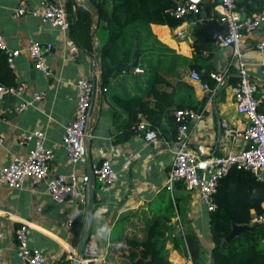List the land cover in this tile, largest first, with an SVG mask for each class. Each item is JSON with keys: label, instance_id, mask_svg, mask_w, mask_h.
Returning <instances> with one entry per match:
<instances>
[{"label": "crops", "instance_id": "crops-1", "mask_svg": "<svg viewBox=\"0 0 264 264\" xmlns=\"http://www.w3.org/2000/svg\"><path fill=\"white\" fill-rule=\"evenodd\" d=\"M43 1L0 0V34L8 49L20 51L15 59V69L11 70L14 78L9 86L25 85L21 95L5 94L0 100V138L3 140L0 171L15 158L26 157L33 149L36 140L32 138L20 145V135L41 131L43 146L53 152L48 167L49 177L67 174L71 170L79 176H90V169L109 161L118 174V180L113 185L104 186L90 177L85 187L84 203L75 198L63 203L54 202L46 191L45 181L35 186L26 181L20 190L9 189L0 183V264H25L16 255L15 232L21 227L26 229L29 247L40 250L46 264L70 263L88 222V242L100 251V260L92 264H106L115 247L123 248L120 254L130 253L131 243L125 240V236L141 238V227L146 219L162 216L171 207L173 218L167 226L165 244L170 264H192L180 255L171 241L175 237H183L184 232L197 236L205 254V264H209L213 246L210 237L211 212L207 211L198 194L187 189L183 183L176 182L172 191L165 187L178 144L177 127L170 125L169 118L181 103L186 105L184 110L201 115L200 119L189 122L185 141L189 152L203 158L245 150L248 143L236 133L244 131L246 121L236 113L230 88L218 89L209 100L201 83L191 78L192 72H200L190 66H198L201 73L207 70L210 78L211 75L227 74V79H231L228 84H234L238 79L239 60L233 56V49L217 48L214 43L200 39L192 42L193 22L198 21L200 15L185 17L181 25L174 29L151 25L150 30L160 43L187 59L184 63V86H180L172 97V63L165 58L164 69L155 76V72L146 67L140 52L134 68L142 69L143 74H133L134 68L122 71L106 87L102 83V88L98 89V76L100 72L102 74L100 54L107 34L96 11L87 0H63L65 9L70 3L72 11L78 6L90 10L93 15L92 29L98 23L89 51L72 35V25L68 31H62L31 15V11L42 8ZM106 1L109 8L110 0ZM237 1L242 17L261 10L253 0H248L247 4ZM20 3L26 9L25 14L14 17L13 13ZM218 5V0H201V12L209 9L210 18L219 21ZM178 30L184 32L183 39L177 38ZM263 37L264 27L245 35L239 44L240 61L244 64L247 78L256 86L258 97L264 94V51L259 52L256 44ZM31 43L52 45L53 48L42 57L43 63L52 70L51 77H44L33 67L27 53ZM195 43L200 46L198 53L194 50ZM74 45L78 56L71 59L68 50ZM96 56L97 62L94 61ZM151 59L155 60L156 54ZM80 78L93 83L94 96L84 137L86 159L84 164L72 168L62 145V137L73 119L77 100L74 85ZM34 93L43 94V98L35 101ZM205 98L207 102L203 103ZM26 102L31 104L18 114L16 108ZM153 120L157 125L152 124ZM222 121L235 133H225ZM140 122L153 127L159 133L158 137L151 142L145 141L135 130ZM80 214L83 217L82 228L75 236L74 222ZM114 239L116 242H113Z\"/></svg>", "mask_w": 264, "mask_h": 264}, {"label": "built area", "instance_id": "built-area-1", "mask_svg": "<svg viewBox=\"0 0 264 264\" xmlns=\"http://www.w3.org/2000/svg\"><path fill=\"white\" fill-rule=\"evenodd\" d=\"M201 0H184L173 11L176 18L187 16L197 17L201 13ZM219 22L225 25L224 34L219 35L214 42L217 48L233 49V56L239 60L237 64V81L229 85L227 74L211 75L215 81V88H209L207 83H201L200 74L191 73V78L201 83L202 89L208 93L209 100L215 92L228 86L235 101L236 113L241 115L246 121V127L242 133H236L249 145V150H242L237 153L224 156H211L203 158L197 153L189 152L186 149L185 134L191 120H198L201 115L191 111L179 109L173 114L176 123L177 149L171 169L167 173L165 187L172 191L176 182H181L190 191L198 194L200 200L205 205L208 212L216 209L214 195L217 190L218 181L231 169L250 172L264 188V114L258 110L261 101H264V94L257 96V88L246 76L244 64L241 63L239 44L242 38L250 33L259 31L264 27V4L259 13L242 17L237 0H218ZM26 9L23 3L14 11L13 16L19 17L25 14ZM31 15L39 18L43 23L53 27H58L62 31H68L73 23V18H69L64 7L63 0H44L40 10L31 11ZM197 20L193 22L196 26ZM177 38L183 39L184 32L178 30ZM51 44L31 43L27 48V53L32 61L33 67L40 71L46 78L52 76V70L47 67L42 57L44 53L52 49ZM259 52L264 51V37L256 44ZM0 52L5 55V60L10 70L15 69V59L20 55V51L10 50L6 47L0 34ZM71 59L78 56V49L74 45L68 50ZM133 74L141 75L143 70L134 68ZM77 100L73 113V119L66 126L62 137V145L65 149L69 164L74 168L82 165L86 159L84 147V137L88 125V113L94 96V85L85 78H80L75 83ZM25 90V85L4 86L0 84V100L5 94L21 95ZM43 94L34 93L33 99L39 101ZM30 102L21 103L16 108L18 114L22 113ZM221 126L225 133H235L225 121ZM135 130L141 133L147 142L155 140L159 133L152 129L146 122H140ZM43 132L20 135L19 144H25L34 138L35 145L26 157H18L13 162L0 171V183L13 190H20L26 181H30L32 186L38 185L42 181L46 182V191L51 199L56 203H63L70 198L78 199L81 203L85 200V187L90 180L88 175L79 176L75 170L67 174L48 176L49 163L53 158L51 149L43 146ZM3 140L0 138V146ZM92 176L104 186H110L117 182L118 174L112 169L109 161H103L94 169ZM263 212L252 219V224H262L264 228V197L261 205ZM16 255L25 264H46L40 250L30 248L28 245L27 232L24 227L15 232ZM264 241V240H263ZM100 260L99 248L87 242L81 253L80 264H92Z\"/></svg>", "mask_w": 264, "mask_h": 264}, {"label": "trees", "instance_id": "trees-1", "mask_svg": "<svg viewBox=\"0 0 264 264\" xmlns=\"http://www.w3.org/2000/svg\"><path fill=\"white\" fill-rule=\"evenodd\" d=\"M184 0H87L88 5L96 11L101 27L107 34L106 44L101 49V69L103 87L122 71L131 70L132 57L137 47L141 52L146 67L156 73L163 70L164 59L173 65L172 80L174 88L172 97L180 86H184V63L187 61L182 56L176 55L168 47L160 43L150 30L151 25L167 26L174 29L181 25L183 18L173 15L174 9ZM238 2V1H237ZM242 0L240 4H247ZM259 9H262L263 0H253ZM66 11L72 14V35L81 46L91 51V32L93 15L84 6L75 7L72 11L68 3ZM162 34H160L161 36ZM196 53L200 51L198 43L194 44ZM156 54V59L151 56ZM196 57H194L195 59ZM120 65L121 69L117 66ZM200 72L201 83H207L213 88L215 81L208 75L207 70L201 73L198 66H190ZM13 73L8 68L5 55L0 52V83L11 85ZM228 79V83H231ZM207 98L203 99V103ZM184 103L177 105L175 110L184 109ZM258 110L264 114V104ZM169 118L170 125L174 128L176 123L173 114ZM155 126V120L152 121ZM136 128V126H135ZM154 129L153 127H151ZM176 132V130H175ZM264 197L263 185L247 171L231 169L223 176L217 185L214 195L216 209L210 213V237L212 249L209 264H264V228L258 227L253 231H245L227 243L221 244L230 233L232 223L236 225L252 226L251 221L262 214L261 207ZM173 211H167L159 217L146 219L142 228L143 236H125L131 243L128 255L120 254L122 247H115L106 264H170L168 253L165 250L167 241L166 232L168 223L173 218ZM82 215H78L74 222V235L78 236L82 228ZM123 221V220H122ZM173 247L182 257L192 264H205L204 251L195 234L184 232L183 237L172 240ZM113 242H116L114 239ZM63 264H70L69 261Z\"/></svg>", "mask_w": 264, "mask_h": 264}, {"label": "water", "instance_id": "water-1", "mask_svg": "<svg viewBox=\"0 0 264 264\" xmlns=\"http://www.w3.org/2000/svg\"><path fill=\"white\" fill-rule=\"evenodd\" d=\"M69 18H72V14H68ZM98 23H95V27L97 26ZM95 27L92 29L91 37L94 38L96 29ZM226 30L225 25L221 24L219 21L210 18L209 15V9H205L203 12L200 13V19L198 20L196 26H195V31L192 34V42H195L197 40H203L207 42L214 43L219 35L224 34ZM97 54H99L98 49L95 50ZM140 52L137 50V47H135L134 55L132 58V68L136 67L137 65V60L139 57ZM94 61H98V56L94 58ZM119 69H121V66H117ZM102 83H103V77L100 72L98 76V83H97V88L101 89L102 88ZM249 150V145L245 148V151ZM92 180H94L92 176V169H90V176ZM90 216V213L88 214ZM262 227V224H255L252 226L248 225H236L232 223L231 226V231L230 233L225 237L224 241L222 242L221 246L225 247L228 242L233 240L235 237L239 236L241 233L245 231H253L254 229ZM89 230H90V223L88 222L85 229L83 230L79 240L77 241L73 258L70 264H80L81 260V253L84 245L88 242V236H89Z\"/></svg>", "mask_w": 264, "mask_h": 264}]
</instances>
